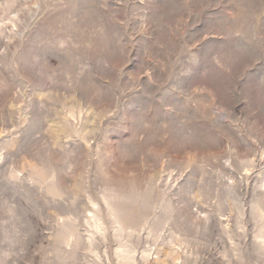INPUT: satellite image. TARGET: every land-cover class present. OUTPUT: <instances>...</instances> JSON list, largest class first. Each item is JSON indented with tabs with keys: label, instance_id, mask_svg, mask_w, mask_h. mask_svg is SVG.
Returning <instances> with one entry per match:
<instances>
[{
	"label": "rangeland",
	"instance_id": "1",
	"mask_svg": "<svg viewBox=\"0 0 264 264\" xmlns=\"http://www.w3.org/2000/svg\"><path fill=\"white\" fill-rule=\"evenodd\" d=\"M0 264H264V0H0Z\"/></svg>",
	"mask_w": 264,
	"mask_h": 264
}]
</instances>
